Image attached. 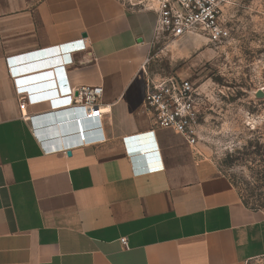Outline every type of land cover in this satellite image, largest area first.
I'll return each instance as SVG.
<instances>
[{
    "label": "crops",
    "instance_id": "0c3cea01",
    "mask_svg": "<svg viewBox=\"0 0 264 264\" xmlns=\"http://www.w3.org/2000/svg\"><path fill=\"white\" fill-rule=\"evenodd\" d=\"M155 25L119 0H0V264L264 257V211L144 111ZM83 86L102 87L107 115L83 119L58 93Z\"/></svg>",
    "mask_w": 264,
    "mask_h": 264
},
{
    "label": "rangeland",
    "instance_id": "374dc122",
    "mask_svg": "<svg viewBox=\"0 0 264 264\" xmlns=\"http://www.w3.org/2000/svg\"><path fill=\"white\" fill-rule=\"evenodd\" d=\"M222 20L229 35L220 43L199 35L164 40L144 70L195 84L199 163L206 175L227 179L246 208L264 211V0H228Z\"/></svg>",
    "mask_w": 264,
    "mask_h": 264
},
{
    "label": "built area",
    "instance_id": "2783aa9c",
    "mask_svg": "<svg viewBox=\"0 0 264 264\" xmlns=\"http://www.w3.org/2000/svg\"><path fill=\"white\" fill-rule=\"evenodd\" d=\"M119 1L129 9L154 10L156 25L153 48L164 40H177L189 35L202 36L210 44L220 43L229 35L222 20L223 7L228 0ZM70 47L75 50H85L82 40ZM8 65L10 75L14 77L16 72L11 67L10 61ZM143 77L145 80L143 108L150 118L152 127L170 129L184 137L188 145L195 147L200 135L201 116V96L195 84L190 79L175 76L152 78L146 74L144 67ZM102 92V87L99 86H83L76 90L65 87L58 91L60 96L70 98L72 108L82 110L83 119H101L109 113L108 108L101 106ZM19 109L22 119L29 120L23 101H20ZM76 122L79 124V120ZM121 243L126 245V239H121Z\"/></svg>",
    "mask_w": 264,
    "mask_h": 264
},
{
    "label": "water",
    "instance_id": "95a60500",
    "mask_svg": "<svg viewBox=\"0 0 264 264\" xmlns=\"http://www.w3.org/2000/svg\"><path fill=\"white\" fill-rule=\"evenodd\" d=\"M36 66H38V65L25 66V67H22V69H23V70H28V69L31 68L30 70H34ZM69 154H70V153H68V155H69Z\"/></svg>",
    "mask_w": 264,
    "mask_h": 264
}]
</instances>
